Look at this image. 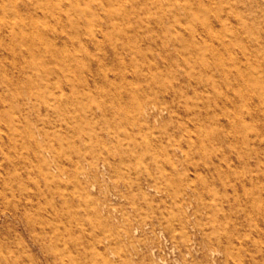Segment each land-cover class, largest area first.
I'll return each instance as SVG.
<instances>
[{
  "label": "rangeland",
  "instance_id": "rangeland-1",
  "mask_svg": "<svg viewBox=\"0 0 264 264\" xmlns=\"http://www.w3.org/2000/svg\"><path fill=\"white\" fill-rule=\"evenodd\" d=\"M23 1L21 11L31 0ZM40 1L46 10L32 8L39 31L64 51L13 56L10 46L26 44L0 25V114H11L16 147H0V264H264V235L254 230L262 220L247 217L234 184L237 144L222 139L230 168L201 144L225 128L217 109L227 83L217 64L240 65L245 34L264 57V0H161L178 1L180 13L162 26L154 7L107 25L102 8L95 24L72 11L76 0H60L57 12L49 8L55 0ZM33 58L30 72L12 65ZM39 75L73 101L69 115L92 118L89 132L49 124L55 115L23 84ZM142 105L145 117L136 113ZM144 174L152 184H140Z\"/></svg>",
  "mask_w": 264,
  "mask_h": 264
},
{
  "label": "bare ground",
  "instance_id": "bare-ground-1",
  "mask_svg": "<svg viewBox=\"0 0 264 264\" xmlns=\"http://www.w3.org/2000/svg\"><path fill=\"white\" fill-rule=\"evenodd\" d=\"M10 1H11V4L9 6L0 4V25L2 28H5L4 30L11 32V34H13L15 39H18V40L20 39L21 40L20 42L24 43V45L26 44L25 48H22L23 46H20L18 50L14 48L13 50H11L10 49L11 46H10L8 48V51L12 53L13 56L18 57V56L26 55L27 53L28 55L29 54L34 55V56L40 55V56L45 57V55H48V54L52 55L53 53L54 54L60 53L63 50L62 49L59 52V47L56 45V43L52 42L51 40L50 42L46 41L47 40L46 37L48 34L47 35L45 34L46 35L45 36L42 30L39 31V22L35 17H33L34 14L32 15L33 13L32 8L37 13L38 10H43V8L46 7L43 2H41L40 0H31L30 5H29V4H26L27 2L26 3L24 2L25 0L24 1L22 0L26 4V5L24 4L26 8L22 9L23 11H21V7L18 8L17 0H10ZM47 1L49 0H44L45 4L47 3ZM116 1L117 2H115L114 0H76V3L74 2L75 4H74L72 11L74 13L80 12L83 15L82 18L84 17V19H87V20L88 18L92 19L93 18L92 16H94L93 19L95 21V24H100L101 22L100 9L102 8L104 10V15L107 18V20H104L105 22H107L106 23L107 25L108 23L112 21V18L116 14L121 15V18H120L121 22H125L127 18L124 15H128L131 13L134 14L136 11L143 10V9H152L153 7L156 8V11L160 13V15L155 18V22L157 25L162 26L163 24H165L166 19L170 21H174V20H178L179 19L178 17H180V13L177 9L179 7L176 6L178 4L177 3L178 1L168 2V4L166 5H164L161 2V0H151L153 1L151 5H148L149 0H121V1L116 0ZM127 1L130 3V4L128 3L129 6L127 5ZM181 5L183 8L187 9L183 4ZM202 6H203L202 8H205V10L212 9V6L210 5H208V7H205L204 5ZM50 7L52 10L51 12H54V11L57 12L58 10L60 11V9H62V2L60 0L58 1L55 0L52 2V5L49 6V8ZM2 10L4 11V13ZM49 10L47 11L49 12ZM136 22L139 23L140 19H137ZM242 38L244 39V44L242 45L244 50H243V55L241 56L240 61H238L240 62V65H237V61H235L234 58L230 59V67L222 64L221 62L217 64L218 71L221 72L223 79L226 80V83H227L226 90L222 93V95H220L221 97L223 96L222 98L225 101V104L223 105L222 109H217V111H221L220 115H222L223 118L225 119V122H226L225 128L223 129V131L218 132L217 134H214L212 137H210V139L206 140L205 141L206 143L204 142V140L201 139L202 140L201 144H204V146L207 147L210 153H214L215 155L221 156L222 157V160H220L221 165L225 162L228 164L229 168L231 167L230 161L232 160V156L227 154L224 151V148L222 146V139L225 138L227 142L230 141L231 143L237 144V147H238L237 157H238V162H239L238 168L240 170L239 171L240 174L237 179L234 178L235 179L234 184L236 185V188L241 191L240 201L243 205L242 210L245 212V214H247V217H249L250 215L251 217L259 216V219L261 218L262 223H259V224L254 223L256 224V226L254 227L255 228L254 230H256L257 234L264 235V165L262 162V159H264V57L262 56L263 54L262 50L256 51V49H254L253 47L250 48V45H248V42L251 40V38L254 39L255 36L245 34L244 37ZM37 41L41 42V45L37 46ZM236 43H239V41L237 40ZM263 50H264V47H263ZM253 55H258L262 57L263 59H260L257 62L254 60ZM37 57L39 58V56ZM52 57L53 56H51V58ZM242 57L246 59V62H247L244 64V67L241 66L243 64ZM19 60L21 61L20 57H19ZM45 60H47V58H45ZM50 60L51 59H49V61ZM43 62L45 63V61ZM16 63L13 62L12 65L16 67V69H18L20 72H27L28 70L30 72V70L32 71V68L35 66V63L37 62L34 61V58H33L31 60L30 59L25 60V62L23 63L24 64L23 66L20 64L19 66L18 65L19 62L17 64ZM1 68L2 69L4 68L3 65H1ZM70 70L72 71V69ZM45 73L47 74V70L45 71ZM27 76L24 78L23 84L28 89H30V91H35L34 89H36L39 92V96L41 97L43 101L42 103L45 109L48 110V112L51 111L55 115V119L53 121L48 120L49 124H51L52 127H57L58 125H61V126L65 125L69 129H73V130L80 129L81 130L83 128L82 129L83 131L89 132L88 128L91 129L89 126H91L92 118L89 117L87 121L86 118L84 120V117H87V116H82L80 118H77V116L72 113L69 115L68 114L69 111L71 112L70 104L73 103V101L71 102V100H68V98L66 99L65 97H62L61 95H57L54 92H52L51 91L52 86H53L51 85L52 80L50 83L47 79V75H43V76L39 75L37 78L35 77L28 78L29 76L28 77ZM7 81L10 83L9 80ZM1 93L3 95V91H1ZM2 95L0 94V96ZM2 98L4 99L5 97H2ZM34 99H39V98L37 96V98H34ZM159 101L161 102V100ZM136 113L140 117L142 116L145 117L146 115L150 114V111L148 109V106L142 105L140 109L138 108V110H136ZM10 115L6 116L5 114H2V113L0 114V147L3 146L4 148L5 146L8 148L9 151L12 150V148H14V151H15L16 147L13 144L15 128H14V125L12 127V123H13L11 122L12 120L11 121L7 120V119H11L9 118ZM44 119H41V120H44ZM216 119L218 120L215 114L211 116V121H216ZM51 126L49 127L51 128ZM46 132L47 131L45 130V133ZM55 132L58 137L60 135H63L62 133H59L58 131H55ZM29 135L30 137L34 136L32 131L30 132ZM122 145L123 146L125 145L124 142H122ZM134 149L136 150L135 153L139 151L138 147H135ZM79 150L81 152V149L77 147L76 142H75L73 151L76 152L77 157L79 154L78 152ZM168 153L170 155H175V156L178 155L176 150L168 151ZM122 156L123 158L124 157L126 158V154ZM143 161L144 159L140 162H143ZM204 166L208 168L209 170H212L213 168H217L216 165L215 167H213L212 163H206ZM217 166H220V165H217ZM40 170L44 174V176L50 178L51 173L49 169L46 170L44 168H41ZM152 177H153L152 174L151 175L144 174L143 178L145 179V181H141L140 184L142 186L143 184H147V185L152 184L151 183ZM228 178L230 179V177ZM18 209L19 208L15 206L10 207L9 212L14 214L15 216H19ZM254 224H251V226ZM243 225L245 226V224ZM33 227L34 226L32 224H28V226L25 227V229L29 233L32 234L34 231ZM244 233L246 234V231ZM252 234H256V233H252ZM260 237L258 238L261 239Z\"/></svg>",
  "mask_w": 264,
  "mask_h": 264
}]
</instances>
